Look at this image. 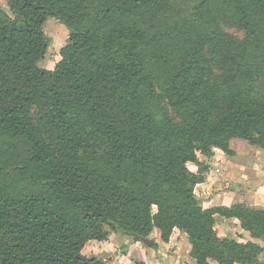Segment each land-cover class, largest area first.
Wrapping results in <instances>:
<instances>
[{"label": "trees", "instance_id": "1", "mask_svg": "<svg viewBox=\"0 0 264 264\" xmlns=\"http://www.w3.org/2000/svg\"><path fill=\"white\" fill-rule=\"evenodd\" d=\"M7 1L0 264H111L82 250L155 229L161 243L185 233L194 264H261L262 247L214 226L236 219L264 240V209H203L193 188L213 149L264 151V0ZM48 17L69 34L52 71L38 65Z\"/></svg>", "mask_w": 264, "mask_h": 264}, {"label": "crops", "instance_id": "2", "mask_svg": "<svg viewBox=\"0 0 264 264\" xmlns=\"http://www.w3.org/2000/svg\"><path fill=\"white\" fill-rule=\"evenodd\" d=\"M230 150V156L218 149L213 150L209 170L205 173L203 182L194 189L195 197L203 209L231 207L236 204L264 209V151L238 139L230 141ZM190 171L196 173V166ZM214 230L220 239L234 240L241 244L252 242L264 250V240L252 239L241 229L236 219L216 216ZM152 236L157 244L153 249L130 241L127 236L112 234L104 242L89 241L82 250V255L111 264H133L135 261L144 264H194L189 256L191 247L184 233L173 230L168 243L160 242L156 229ZM94 246L103 249L101 257L91 252L85 255V249H92ZM119 246H124L125 250L122 255L113 258L111 251ZM258 260L264 264V251Z\"/></svg>", "mask_w": 264, "mask_h": 264}, {"label": "rangeland", "instance_id": "3", "mask_svg": "<svg viewBox=\"0 0 264 264\" xmlns=\"http://www.w3.org/2000/svg\"><path fill=\"white\" fill-rule=\"evenodd\" d=\"M0 10L2 12L6 13L7 15H10L9 5H8L7 0H0ZM42 30H43L46 38L49 40L50 44H49V48H48L46 55L44 56L43 60L38 63V65L41 68H44L48 71H52L54 69L55 65L60 60V56H59L60 50L62 48H64L68 43L69 34H68V31L66 30V28L62 24H60L57 20H55L51 17H48L46 19ZM225 31L232 34V35L238 36V37L242 36V33L235 27H228L227 26L225 28ZM213 150H215V149H213ZM198 157H199V160L204 161V159L201 156L198 155ZM209 162H210V160L207 161L208 165H210ZM193 166H195V165L189 164V163L186 165V167L188 168L189 171L193 170ZM195 187L196 186H194V188H193V194H194ZM198 202H200V201L198 200ZM154 212H155V208H154ZM175 230L178 232H181L178 229H175ZM108 232L110 235L116 234L114 232H110V231H108ZM118 235H120V234H118ZM185 236H186V234H185ZM185 238L187 239V236ZM129 240L131 241L132 239L129 238ZM149 240L154 241L152 234L150 235ZM187 241H188V239H187ZM144 247H146V246H144ZM124 250H125L124 246H119V247H117V249L115 251H111L112 252L111 255L113 258L117 257L118 255H122ZM102 251H103V249L101 247L98 248V247L94 246L92 249L87 247L85 249V255H88V252L89 253L91 252V253L98 254L97 256L101 257Z\"/></svg>", "mask_w": 264, "mask_h": 264}, {"label": "water", "instance_id": "4", "mask_svg": "<svg viewBox=\"0 0 264 264\" xmlns=\"http://www.w3.org/2000/svg\"><path fill=\"white\" fill-rule=\"evenodd\" d=\"M133 241H134V242H137L138 239H137V238H134ZM140 242H142V244H143L144 246L148 247V248L153 244V241H152V240H149V239H143V240H141Z\"/></svg>", "mask_w": 264, "mask_h": 264}]
</instances>
